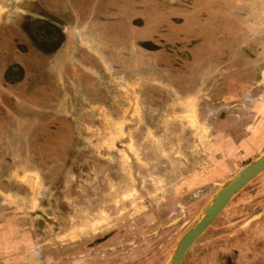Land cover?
<instances>
[{"label": "rangeland", "instance_id": "rangeland-1", "mask_svg": "<svg viewBox=\"0 0 264 264\" xmlns=\"http://www.w3.org/2000/svg\"><path fill=\"white\" fill-rule=\"evenodd\" d=\"M263 153L264 0L0 1V264H168ZM182 264H264V172Z\"/></svg>", "mask_w": 264, "mask_h": 264}, {"label": "water", "instance_id": "water-1", "mask_svg": "<svg viewBox=\"0 0 264 264\" xmlns=\"http://www.w3.org/2000/svg\"><path fill=\"white\" fill-rule=\"evenodd\" d=\"M264 172V153L253 163L246 166L213 198L203 217L180 239L168 264H182L187 251L215 222L221 212L245 186Z\"/></svg>", "mask_w": 264, "mask_h": 264}, {"label": "flooded vegetation", "instance_id": "flooded-vegetation-1", "mask_svg": "<svg viewBox=\"0 0 264 264\" xmlns=\"http://www.w3.org/2000/svg\"><path fill=\"white\" fill-rule=\"evenodd\" d=\"M30 5H32V4H30ZM57 5H58V4H57ZM58 6H59V5H58ZM59 7H60V6H59ZM58 11L60 12V9H58ZM26 23H27V22H26ZM26 23H25V24H26ZM26 26H27V25H25V27H26ZM32 26H33V23H30L29 26H28L29 30L31 29ZM49 31H51V30L46 29V32H47L48 34L50 33ZM29 34H30L29 36H31V32H29ZM54 35H55V38H56L58 34H57L56 32H54V33L52 34V36L54 37ZM16 37H17V36H16ZM14 42H15V41H14ZM13 46H14V45H12V48H13ZM6 47L8 48L9 51H11V45H10V46H6ZM53 48H54V49H51L50 51L48 50V51H49L48 54L51 53V52H54L55 50H57V49H58V45H57L56 47H53ZM9 51H8V52H9Z\"/></svg>", "mask_w": 264, "mask_h": 264}, {"label": "crops", "instance_id": "crops-1", "mask_svg": "<svg viewBox=\"0 0 264 264\" xmlns=\"http://www.w3.org/2000/svg\"><path fill=\"white\" fill-rule=\"evenodd\" d=\"M1 1V0H0Z\"/></svg>", "mask_w": 264, "mask_h": 264}]
</instances>
